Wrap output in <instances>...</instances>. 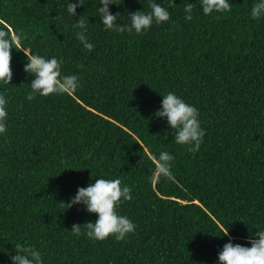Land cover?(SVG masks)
I'll return each mask as SVG.
<instances>
[{"label": "trees", "instance_id": "16d2710c", "mask_svg": "<svg viewBox=\"0 0 264 264\" xmlns=\"http://www.w3.org/2000/svg\"><path fill=\"white\" fill-rule=\"evenodd\" d=\"M70 2L0 0V28L23 34L26 52L57 58L62 75L79 79L71 95L29 100L35 77L24 71L25 53L11 50L12 81L0 82V264H13L17 243L38 250L43 264H218L230 240L251 247L264 231V16H251L258 0H228L230 12L209 15L200 0H114L120 26L152 2L168 10L167 22L141 33L105 29L101 0H84L76 16ZM81 16L91 51L73 27ZM168 92L198 109L205 136L194 153L156 116ZM162 151L174 157V181L153 178L151 157ZM99 178L131 188L132 200L117 207L136 225L123 241L89 239L83 224L98 216L82 203L68 207Z\"/></svg>", "mask_w": 264, "mask_h": 264}, {"label": "clouds", "instance_id": "9594fccd", "mask_svg": "<svg viewBox=\"0 0 264 264\" xmlns=\"http://www.w3.org/2000/svg\"><path fill=\"white\" fill-rule=\"evenodd\" d=\"M114 0H101L98 13L105 29L114 31L141 33L149 29L153 23L160 24L170 19L168 10L159 3L150 4L151 11L148 13L137 10L130 13V26H120L116 23L119 14H112L109 11V5L114 4ZM203 13L209 15L213 12H230L231 6L228 0H200ZM84 0H76L67 5L69 14L76 16V9L83 5ZM117 4V3H115ZM174 6V4L172 5ZM194 5L188 3L185 6L186 20L192 19V10ZM253 19H259L264 16V0H258L251 9ZM74 28L81 29L77 32V39L83 44L84 48L91 51L94 46L88 42L85 35L87 31V18L81 16ZM24 39L23 34H17L12 30L0 28V82L10 84L13 78L11 68V50H22L27 63L24 71L34 75L31 81V91L27 94V99L32 100L36 94L47 97L50 94H73L79 87V79L76 75H62V61L53 57L46 59L43 56L26 52L21 44ZM6 98L0 95V133L6 132ZM198 109L186 103L181 97L173 92L163 95L162 107L157 111L156 116L166 117L171 129H175V141L177 144L188 146V151L196 152L199 150L205 131L200 127L198 119ZM154 165L153 178L159 181L161 177L169 181H174L175 177L171 171V162L174 157L166 151L160 152L159 156L151 157ZM132 200L131 188L124 185L120 179L95 180V183L87 187H79L76 195L72 198L70 207L73 204L82 203L89 213H94L98 219L93 222H87L84 225L86 235L89 239L103 241L109 236H114L117 241H123L127 234L135 231L136 225L124 215L117 212V207L124 201ZM72 232L81 235V225L74 224ZM228 235V230L224 232ZM256 237L251 239V247L232 243L231 240L223 245L218 253V264H264V231H258ZM13 264H43L41 253L32 246L15 244V255L10 257Z\"/></svg>", "mask_w": 264, "mask_h": 264}]
</instances>
